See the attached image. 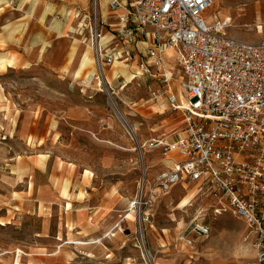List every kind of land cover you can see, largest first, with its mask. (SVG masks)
Instances as JSON below:
<instances>
[{"label": "rangeland", "instance_id": "1", "mask_svg": "<svg viewBox=\"0 0 264 264\" xmlns=\"http://www.w3.org/2000/svg\"><path fill=\"white\" fill-rule=\"evenodd\" d=\"M37 1L21 6L20 19L0 26V36L21 38L33 19ZM6 4L0 13L10 8L11 4ZM80 7L85 11L79 10ZM105 9L99 3L94 5L93 0L84 6L73 0H59L50 10L47 25L30 26L29 43L34 42L32 39L54 38L56 32L69 41L72 55L68 57L65 72L48 65L44 57L24 66L15 62L14 67L6 66L0 57V163L12 156L49 154L58 161L74 164V169L81 173L87 169L86 181L93 172V178L99 183L114 182L118 199L124 200L140 191L141 182L150 184L166 168L161 153L146 151L142 145L152 136L170 137L182 127L184 118L182 111L172 108L168 102L162 83L134 74L140 71L136 60L143 54L141 37H137L140 43L133 46L128 64L121 59L108 61L96 57L90 44L88 22L100 20L102 30L110 32L111 27L103 20L102 13L107 15L111 10ZM82 14L87 15L85 21ZM206 14L228 18V35L248 41L264 38V0H217ZM54 19L62 20L58 23ZM16 27L18 30L12 32ZM46 53H51L49 46ZM164 58L166 68L173 74L171 88L177 95L182 90L181 70L173 56ZM116 110L126 116L135 130L125 127ZM183 200H188V204L179 207ZM209 204L207 198L198 196L193 183H178L156 202L151 222L143 225L142 234L129 214L130 221L124 225L127 228L123 226L120 237L116 235L118 243L127 240L130 257L137 254V258H130L128 262L253 264L254 248L243 240L245 223L230 213L214 215ZM194 220L206 223L209 235L196 239L193 247L179 245L178 232L184 228L189 230ZM190 236L196 235L191 232ZM53 240L51 234L43 235L40 218L22 214L16 222L0 227V264L12 261L15 249L16 255L21 251L17 258L19 264L24 251L34 252V247ZM7 256L10 257L6 259Z\"/></svg>", "mask_w": 264, "mask_h": 264}, {"label": "built area", "instance_id": "2", "mask_svg": "<svg viewBox=\"0 0 264 264\" xmlns=\"http://www.w3.org/2000/svg\"><path fill=\"white\" fill-rule=\"evenodd\" d=\"M214 1L108 0L109 9H122L115 32L105 40L100 20L88 22L90 44L100 60L127 63L141 37L138 73L162 83L172 108L183 113L184 124L170 137L152 136L142 145L173 162L148 188L141 182L129 203L140 234L159 199L178 183H193L214 215L230 213L245 223L243 240L254 248L253 264H264V38L228 35V18L206 14ZM107 42H119L122 50L114 52ZM166 48L182 73L177 95L164 65ZM209 233L206 223L194 220L176 241L193 247Z\"/></svg>", "mask_w": 264, "mask_h": 264}, {"label": "crops", "instance_id": "3", "mask_svg": "<svg viewBox=\"0 0 264 264\" xmlns=\"http://www.w3.org/2000/svg\"><path fill=\"white\" fill-rule=\"evenodd\" d=\"M30 1L24 0L21 5L22 0H0V9L6 3L11 4L10 8L0 13V26H8L19 20L21 6L25 7ZM58 1L34 2L33 19L28 22L29 26L21 38L0 36V46L3 47L0 54L14 55L10 58L0 56L6 66L14 67L15 62L16 65L24 66L34 59L44 57L42 59L51 67L60 72L67 71L68 57L72 55L68 40L62 39L56 32L54 38L47 36L28 42L30 26L47 25L50 10ZM73 1L84 6L89 0ZM99 4L101 9L109 8L108 0H99ZM81 9L85 11V8ZM110 12L107 15L102 13L103 20L111 27L110 32L102 30L105 40L114 31L116 15L122 9ZM54 20L61 23L62 19ZM17 30L18 27L12 32ZM107 44L114 52L122 50L119 42ZM48 46L51 53L47 54ZM172 157L176 158L177 155L173 154ZM162 162L167 167L173 161L163 158ZM70 164L58 161L49 154L12 156L7 162L0 163V225L16 222V218L22 214H34L42 220L43 235L51 234L55 239L34 247V252L24 251V256L21 255L23 262L20 257L19 264H130L128 260L137 258V254L130 257L127 253V240L118 243L116 235L120 237L119 231L130 221L129 214L135 220L134 212L129 209L134 195L119 200L114 182L99 183L93 178V172L86 181L84 173L88 172L87 169L81 173L74 169V164ZM178 244L184 246L182 242ZM38 249L45 251L38 252ZM15 250L8 264H17L19 254L16 255Z\"/></svg>", "mask_w": 264, "mask_h": 264}, {"label": "bare ground", "instance_id": "4", "mask_svg": "<svg viewBox=\"0 0 264 264\" xmlns=\"http://www.w3.org/2000/svg\"><path fill=\"white\" fill-rule=\"evenodd\" d=\"M215 1H217V0H215ZM215 1H214V3H215ZM210 17V16H209ZM86 54V53H85ZM165 55H166V58H171V56H173V50H172V48H166L165 49ZM174 58V57H173ZM165 59V58H164ZM172 59V58H171ZM164 65L166 66L167 65V63H166V61L164 60ZM111 105H113V107H114V104L113 103H111ZM116 109V108H115ZM116 116L123 122V124L125 125V127L127 128V129H129V130H133L134 129V127L129 123V121H128V119L126 118V116L122 113V112H120V111H118V110H116ZM135 130V129H134ZM188 200H183V202L179 205V207H184L185 205H187L188 204Z\"/></svg>", "mask_w": 264, "mask_h": 264}]
</instances>
